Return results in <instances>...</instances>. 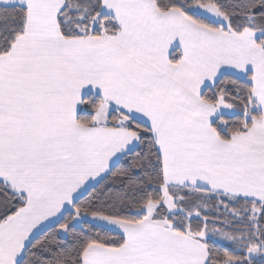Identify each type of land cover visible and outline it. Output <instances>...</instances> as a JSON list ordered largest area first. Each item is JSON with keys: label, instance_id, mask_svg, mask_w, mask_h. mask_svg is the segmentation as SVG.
Listing matches in <instances>:
<instances>
[{"label": "snow or ice", "instance_id": "snow-or-ice-1", "mask_svg": "<svg viewBox=\"0 0 264 264\" xmlns=\"http://www.w3.org/2000/svg\"><path fill=\"white\" fill-rule=\"evenodd\" d=\"M0 264H264V0H0Z\"/></svg>", "mask_w": 264, "mask_h": 264}]
</instances>
